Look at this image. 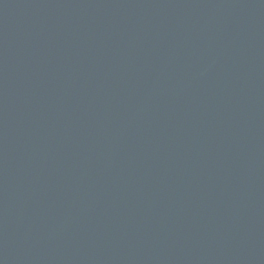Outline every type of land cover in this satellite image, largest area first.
Wrapping results in <instances>:
<instances>
[{"label":"water","instance_id":"95a60500","mask_svg":"<svg viewBox=\"0 0 264 264\" xmlns=\"http://www.w3.org/2000/svg\"><path fill=\"white\" fill-rule=\"evenodd\" d=\"M0 264H264V0H0Z\"/></svg>","mask_w":264,"mask_h":264}]
</instances>
